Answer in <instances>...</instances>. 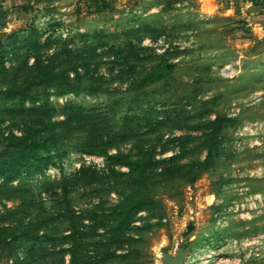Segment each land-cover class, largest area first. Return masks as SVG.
Wrapping results in <instances>:
<instances>
[{
    "label": "rangeland",
    "instance_id": "obj_1",
    "mask_svg": "<svg viewBox=\"0 0 264 264\" xmlns=\"http://www.w3.org/2000/svg\"><path fill=\"white\" fill-rule=\"evenodd\" d=\"M105 2L0 27V264H264V3Z\"/></svg>",
    "mask_w": 264,
    "mask_h": 264
},
{
    "label": "trees",
    "instance_id": "obj_2",
    "mask_svg": "<svg viewBox=\"0 0 264 264\" xmlns=\"http://www.w3.org/2000/svg\"><path fill=\"white\" fill-rule=\"evenodd\" d=\"M94 4L97 5V8L99 7L96 11H99L101 9H105L107 7V4H106L105 0H94ZM35 34H37V33H35ZM171 70H172V65H170V64H165V65L159 64V65L156 66V68L153 71H151L144 78V80H145L146 83H154V82L163 80V79H165L169 75V73L171 72ZM32 146L35 149L44 151L45 153H49L50 152V148H48L46 146H43V145L40 146V145H37V144H32ZM24 147H25L24 145H17L16 146V148H18L19 150L24 149ZM54 153H55V158L57 159L58 162L66 155V152L64 150H62V152H60V149H56V150L54 149ZM31 160L33 162H35L36 164H38V166H37V169L38 170H41L50 161L49 159L48 160H45L44 161V165H42V162L43 161L40 160L36 156H32L31 157ZM104 161H105L106 168H107V165L110 164L109 162H113V163H116V164L126 163V158H125V156H123L121 154H117V155H114V156L106 155L105 158H104ZM194 165H197L199 168H201L203 164L197 163V164H194ZM83 170H85V169L83 168ZM86 170H91V169L88 168ZM92 170H93V173H97V171L95 169H92ZM22 172H25V171H22ZM193 173H195V172H193ZM25 174L27 175V172H25ZM2 175H5V174H2ZM21 175H22V173L20 172V174H14V176H11V177L2 176L1 178H4V182H3L2 185H4V184H6V185L10 184L16 178H20ZM184 175L187 176L189 174L187 172H184ZM192 176H193V174H190V178ZM74 177H76L75 181H77L79 179V177H81V172H79L78 174H76ZM126 204H127V201L124 200V202H122V203L119 204V208H125L127 206ZM129 204H131V202ZM30 207L31 206H28L27 208H30ZM27 208H26V211H27ZM26 211H25V213H26ZM25 220L27 221L28 218H26ZM110 223L111 222L107 221L106 223H104L103 226H98V227H102L104 229V232H106V228L108 229L107 231H109V228L111 229V228L115 227V226H113ZM125 223H128V221L125 222ZM74 230L75 229H73L72 232ZM191 230H192V228H191V226H189V231H191ZM68 234H69V236H67V237H69V238L72 237L73 238V236H70L71 235V232H68ZM72 235H74V234H72ZM16 239H18V238L17 237H11V238L0 237V244L6 245L8 242H11V241L16 240ZM32 239H33V241H36V240H39L40 238L37 237V236H34V238H32Z\"/></svg>",
    "mask_w": 264,
    "mask_h": 264
},
{
    "label": "crops",
    "instance_id": "obj_3",
    "mask_svg": "<svg viewBox=\"0 0 264 264\" xmlns=\"http://www.w3.org/2000/svg\"><path fill=\"white\" fill-rule=\"evenodd\" d=\"M40 1H45V0H0V8L2 9L3 13L6 15V13L8 12L26 10L28 7L33 6L34 4ZM233 2H235L236 4L237 3L244 4L242 8L239 7L240 14H244L246 10H248L249 13H252L253 11H255L257 7L256 5H258L259 3H264V0H233ZM261 10L262 11H260V13L262 12V14H264V9H262V7H261ZM7 17L9 18L8 15Z\"/></svg>",
    "mask_w": 264,
    "mask_h": 264
},
{
    "label": "water",
    "instance_id": "obj_4",
    "mask_svg": "<svg viewBox=\"0 0 264 264\" xmlns=\"http://www.w3.org/2000/svg\"><path fill=\"white\" fill-rule=\"evenodd\" d=\"M10 22L7 15H5L0 8V27H4L6 24ZM185 254L183 250L180 248L177 250L175 256H171L168 254H162L161 262L162 264H184Z\"/></svg>",
    "mask_w": 264,
    "mask_h": 264
},
{
    "label": "built area",
    "instance_id": "obj_5",
    "mask_svg": "<svg viewBox=\"0 0 264 264\" xmlns=\"http://www.w3.org/2000/svg\"><path fill=\"white\" fill-rule=\"evenodd\" d=\"M99 161H102V159H99ZM203 258H204V260L202 262L203 264H209V263H211V264H225L226 263L224 257H222L221 255L214 261L210 260V258H211L210 255H205ZM184 262H185V264L192 263L193 262V258H190V260L188 261L187 257L185 256L184 257Z\"/></svg>",
    "mask_w": 264,
    "mask_h": 264
}]
</instances>
